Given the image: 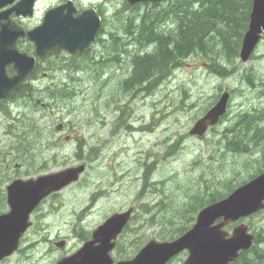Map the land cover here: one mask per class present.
Returning <instances> with one entry per match:
<instances>
[{
    "label": "rangeland",
    "instance_id": "obj_1",
    "mask_svg": "<svg viewBox=\"0 0 264 264\" xmlns=\"http://www.w3.org/2000/svg\"><path fill=\"white\" fill-rule=\"evenodd\" d=\"M162 11L157 7L148 10L154 14ZM158 29L163 30L162 24ZM121 40L125 48H129V42L136 44L131 46L132 55L151 49L149 45L140 47L130 37ZM113 46L114 42L110 50L100 47L98 64L83 57L71 61L78 68L61 72L66 59H52L61 65L46 71L48 76L39 74L36 87L44 95L43 89L54 85V81L58 86L68 85L73 90L71 97L51 100L43 96L40 100L47 103L46 108L37 103L39 94H35L31 104L21 101L25 105L21 111L37 118L42 128L37 148L26 146L30 154L26 163L33 160L37 166L46 165L48 173L80 164L87 168L79 182L51 196L39 208L33 226L22 240L19 264H55L77 250L83 238L111 214L129 207L136 212L134 233L122 241L125 251L130 255L139 245L160 240L159 235L168 230L160 225L165 214H158L155 207L166 206L168 211L173 206L177 208L184 190L200 189L202 194L211 177L230 175L224 170L233 164L226 128L233 126L240 114L264 109V36L249 62L236 59L230 63L217 57L215 51L209 56H191L151 93L144 90L145 84L141 92L121 93L120 83L128 73L120 64L107 62L112 60ZM121 57L129 56L124 53ZM214 57L228 69L224 72L227 76L210 69ZM103 58L106 62L101 63ZM223 92L231 95L225 119L203 137L190 136L195 122ZM20 120L21 116L19 123ZM59 124L65 125L62 132L56 130ZM30 143L35 145L33 140ZM260 156L254 151L246 159L252 166L235 171L240 179L258 171L263 160L253 161ZM241 222L254 234H260L264 244V213ZM233 227L227 230L232 232ZM62 241H66L65 246L58 248L56 243ZM187 256V252L182 253L170 264H182Z\"/></svg>",
    "mask_w": 264,
    "mask_h": 264
},
{
    "label": "water",
    "instance_id": "obj_2",
    "mask_svg": "<svg viewBox=\"0 0 264 264\" xmlns=\"http://www.w3.org/2000/svg\"><path fill=\"white\" fill-rule=\"evenodd\" d=\"M14 1H0V9ZM143 1L166 0H126V3L133 6ZM31 3L32 1H23L18 5L24 10L27 8L25 15L31 13ZM12 12L13 9L2 17L8 20V15ZM53 15V12L48 13L42 26L28 33L10 25L9 20L8 24L3 26L0 33V98H7L12 89L19 88L34 72V60L19 53L16 48L15 43L19 37L27 36L34 41L37 55L41 58L48 54H58L60 50L70 54H82L95 40L100 28L99 21L90 25L81 17L75 22L50 21ZM48 27L53 31L42 34ZM263 33L264 0H253L250 22L240 53L243 63L249 61ZM9 64H12L16 71L12 78L5 76V69ZM229 100L230 93L224 92L218 102L196 121L189 134L202 137L209 128L216 126L226 115ZM61 129L62 126H58L57 130ZM84 171V165L72 167L29 181L19 180L8 188L11 211L0 216V260L18 248L22 236L31 225L30 215L42 200L77 182ZM261 211H264V172L239 186L221 201L203 208L198 213L194 226L179 238L173 241L151 240L133 259L117 264H168L184 251L188 252V257L182 264H231L238 259L241 251L252 247L255 236L245 223L237 225L232 234L225 228ZM133 212L134 209L131 208L113 214L93 232L92 240L56 264H114L111 252L118 236L129 224ZM57 246L63 247L64 243Z\"/></svg>",
    "mask_w": 264,
    "mask_h": 264
},
{
    "label": "trees",
    "instance_id": "obj_3",
    "mask_svg": "<svg viewBox=\"0 0 264 264\" xmlns=\"http://www.w3.org/2000/svg\"><path fill=\"white\" fill-rule=\"evenodd\" d=\"M252 3L253 0H173L162 9L160 14L158 13V17L162 19L156 23V27L162 24L163 28L168 20L173 26L164 27L157 34L155 30L151 32L152 34L150 33L149 23L152 21V15L146 11L147 15L142 19L144 37H130V39H134L140 47L149 45L151 49L148 52L132 55L131 46L136 45L135 43L125 48V44L121 42L123 37H115L112 41L114 42L112 60L107 62L120 64V68H126L128 73L120 83L121 93L122 91L141 92L144 84V90L148 93L153 92L159 84L171 77L173 71L180 67L186 58L193 55L209 56L215 51L217 57L230 63L236 60L242 39L248 29ZM152 14L155 18L156 14ZM124 53L129 57H121ZM108 54L110 55L111 52ZM103 62L106 60L103 59L101 63ZM210 69L219 72V75L229 72L225 66L218 64L215 57ZM36 94L39 92L37 91ZM64 97H71V95L57 94L56 97L51 98L55 100ZM41 132L42 128L39 127L38 119L27 117L20 123L19 141L26 145L33 140L35 145L32 144V146L36 149ZM226 135L228 137L227 148L233 156V164L224 170L230 175L211 177V181L206 183L202 194L199 188L195 191L184 190L183 201L177 208L173 206L168 211L166 206L161 209L157 205L155 208L158 214H165L160 218V225L168 230L167 233L159 235L160 240H170L181 236L193 226L196 215L202 208L225 198L235 188L264 171V109L255 113L240 114L236 123L226 128ZM48 145L52 148L50 143H47ZM20 149L26 153L29 151V147L25 146ZM254 151H258L261 156L253 162L258 160L261 162L262 159L263 164L257 172V169L255 170V174L240 179L238 172L235 171L252 166L246 159L250 158ZM147 183L150 185L148 180ZM147 208L150 209L148 206ZM134 219L135 217L117 243L115 254L118 259L131 258L143 246V244L139 245L129 255L122 243L129 238L131 233H134L132 226ZM179 220L180 222L184 220L186 223L179 225L176 223ZM260 236V234L257 235L254 246L249 251L241 252L239 259L233 264H264V244L261 245L263 242Z\"/></svg>",
    "mask_w": 264,
    "mask_h": 264
},
{
    "label": "flooded vegetation",
    "instance_id": "obj_4",
    "mask_svg": "<svg viewBox=\"0 0 264 264\" xmlns=\"http://www.w3.org/2000/svg\"><path fill=\"white\" fill-rule=\"evenodd\" d=\"M23 1H32L29 9L30 14L25 15L24 13L28 11L27 8L24 10L18 6ZM169 4L170 1L139 2L133 6H129L126 0H15L12 4L0 9V33L3 30V26L8 24V20L10 21V25L21 28L26 33L37 30L42 26L50 12L54 13L50 21L75 22L81 17L84 21L88 22V25L94 24L97 21L100 22V28L95 40L82 54H70L64 50H60L58 54H48L44 58H41L37 55V47L34 41L30 40L27 36H21L17 39L15 43L17 50L19 53L25 54L27 58L33 59L35 68L34 72L19 88L12 89L7 98H0V216L8 214L11 211L8 200V188L12 183L19 180L29 181L48 174L46 172V165L37 166L33 160H28V163H26L25 158L30 154L20 149V147L29 145H23L19 141L20 123L29 117V115H26V112L21 111V107L25 106L21 101H25V103L28 101L31 104V102H34L35 94L38 91L40 98L37 100V103L46 108L48 105L41 103L42 101L40 100L43 96L51 100H53L51 97H56L57 94L72 96L73 90L68 85L67 87L66 85L58 86L56 84L59 83L54 81L51 82L54 85H47L43 89L46 95L42 94L41 89L36 87L37 81L40 80L39 74L44 72V76H48L46 71L50 72L54 69L53 66L59 67L61 65L58 62L53 63L52 59H66L62 63L61 72L64 69L71 71L72 68H78L77 63L75 64L71 61L79 60L83 57H90L91 63L98 61V64L99 58L96 57L100 47L110 50L112 39L115 37H144L143 33L145 30L143 29L142 19L147 14L143 10H147L148 12L152 7H157L161 10ZM14 8L16 9L14 10ZM11 9H13V12L8 15V20L4 19L2 17L3 14ZM150 14L152 15L151 20L154 19L157 23L162 19L158 17V14H156L155 18H153L152 13ZM149 27L150 33L153 30H155V34L159 32V27H151V25ZM52 31V28L48 27L42 34L51 33ZM131 44L129 42V45ZM140 53L145 54L143 51H140ZM15 74L14 66L12 64L7 65L5 76L12 78ZM20 116L21 120L19 123ZM57 142L58 140L55 142V145ZM30 144L32 145V143ZM22 158L23 160L21 161L20 159ZM48 201L49 198L43 200L38 208H43ZM37 209L30 216L32 226L34 223L33 219H35L40 211V209ZM19 253L20 249H17L11 255L1 259L0 264H19Z\"/></svg>",
    "mask_w": 264,
    "mask_h": 264
},
{
    "label": "bare ground",
    "instance_id": "obj_5",
    "mask_svg": "<svg viewBox=\"0 0 264 264\" xmlns=\"http://www.w3.org/2000/svg\"><path fill=\"white\" fill-rule=\"evenodd\" d=\"M156 23H157V21L152 20L149 24L151 25V27H156ZM166 23H167L166 25H163V26L166 27V28H167L168 26H169V27H172V26H173V25L170 24V20L166 21ZM164 27H163V28H164ZM114 29H115V28H114ZM243 39H244V37H243ZM243 39H242V43H241V46H240L241 48H240L239 56H238V58H237V59H240L241 61H242V59H241L240 53H241V49H242ZM257 48H258V47H257ZM257 48H256V50H257ZM256 50H255L254 53L252 54V56H251V58L249 59V61L254 57V55H255V53H256ZM193 56H194V55H193ZM249 61H248V62H249ZM97 62H98V61H97ZM242 62H243V61H242ZM246 63H247V62H246ZM210 66H211V65H210ZM226 74H227V73H225V76L228 75V74H227V75H226ZM230 74H231V72H230ZM44 103H45V102H44ZM46 104H47V103H46ZM97 155H98V154H97ZM96 158H97V157H96ZM253 177H254V176H253ZM196 210H197V209H196ZM148 212H149V211H148ZM257 242H258V241H257ZM258 243H259V242H258ZM261 245H263V243H261Z\"/></svg>",
    "mask_w": 264,
    "mask_h": 264
}]
</instances>
